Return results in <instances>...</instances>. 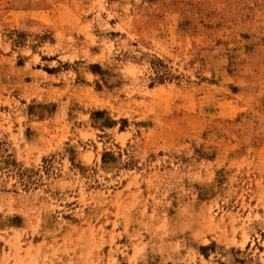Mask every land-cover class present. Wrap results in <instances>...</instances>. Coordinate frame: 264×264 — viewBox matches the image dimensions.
<instances>
[{
  "label": "rangeland",
  "instance_id": "374dc122",
  "mask_svg": "<svg viewBox=\"0 0 264 264\" xmlns=\"http://www.w3.org/2000/svg\"><path fill=\"white\" fill-rule=\"evenodd\" d=\"M0 264H264V0H0Z\"/></svg>",
  "mask_w": 264,
  "mask_h": 264
}]
</instances>
